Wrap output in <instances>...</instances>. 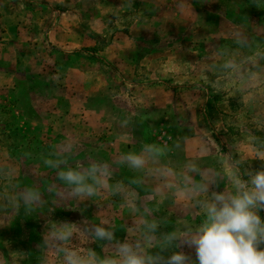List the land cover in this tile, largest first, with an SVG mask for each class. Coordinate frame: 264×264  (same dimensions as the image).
I'll return each mask as SVG.
<instances>
[{
    "label": "rangeland",
    "instance_id": "1",
    "mask_svg": "<svg viewBox=\"0 0 264 264\" xmlns=\"http://www.w3.org/2000/svg\"><path fill=\"white\" fill-rule=\"evenodd\" d=\"M180 2L0 0V165L15 169L11 184L0 180V194L11 192L14 186H36L46 201L31 216L19 209L0 215V259L8 264H40L42 253L35 245L41 241L45 220L80 223L86 219V224H100L108 219L117 239L136 235L127 233V227L139 214L133 217L125 200L109 190L97 197L64 200H56L47 191L59 181L41 156L66 142H72L75 149L70 167L106 161L115 168L110 184H128L140 174L119 170L117 157L105 151L108 143L102 130L91 129L90 141V127L83 124L70 140L50 134L47 124L48 137L42 139L36 125L30 129L23 113L16 112L18 103L26 101L28 89L53 86L50 96L43 90L36 92V104L47 101L48 105L82 108L83 97L89 95L90 106L111 103L119 110L120 122L130 121L124 128L133 123L137 136L156 137L158 145L167 146L173 156L180 155V150L194 152L200 142L199 148L205 149L200 153L206 157L191 162L217 180L219 187L213 190L230 187L227 180L241 158L245 161L241 169L264 165L256 159L257 152L264 151V85L242 92L226 74L202 71L213 59L255 58L264 51V9L251 0H182V10L177 6ZM237 32L248 38L251 48L234 43ZM72 91L78 94L71 101ZM29 130L34 133L28 134ZM183 138L195 142L184 145L180 143ZM178 142L182 149L175 147ZM193 179L200 177L193 174ZM153 185L150 178L146 180L145 187ZM129 191L147 204L148 218L160 222L157 236L174 229L175 221L168 220L165 208L153 204L143 188L132 185ZM259 214L264 219V210ZM73 246H89L102 254L100 244L86 235ZM152 250L158 251V245ZM193 250L187 253L192 256ZM9 252H15L11 260Z\"/></svg>",
    "mask_w": 264,
    "mask_h": 264
},
{
    "label": "clouds",
    "instance_id": "2",
    "mask_svg": "<svg viewBox=\"0 0 264 264\" xmlns=\"http://www.w3.org/2000/svg\"><path fill=\"white\" fill-rule=\"evenodd\" d=\"M251 2L264 9V0ZM177 6L181 10L184 8L182 0ZM234 43L240 48L252 47L240 32L234 34ZM216 55L224 57L226 54L218 52ZM262 61L264 51L255 58L213 59L202 71L207 73L215 69L217 73L226 74L238 82L242 92H247L264 85ZM216 82L220 84V81ZM127 123L130 121L126 119L122 126ZM260 127L258 124V130ZM261 144L264 147V142ZM168 151L167 146L143 143L139 151L120 154L116 165L126 166L140 175L131 178L128 184L120 181L110 184L113 167L108 162L93 160L85 167L73 168L69 166V159L75 152L73 143L52 146L41 160L45 167L56 171L59 184L47 188L56 200L92 198L109 190L125 200L133 217L139 216L127 227V233L135 232L136 235L131 238L127 235L123 241L117 239L116 229L108 219L101 220L100 224H86V219L80 223L45 220L41 241L35 245L42 253L40 264H264V219L259 214L264 210V165L259 169H241L239 166L245 163L241 158L227 180L230 187L219 191L213 190L219 187L217 180L208 178L205 170L194 162L186 163L182 173L164 165L162 160ZM256 159L264 161V151H258ZM193 174L200 179L194 180ZM14 175L13 167L0 165V180L11 184ZM149 178L154 182L151 193L158 194L162 188H169L173 197H185L201 214L199 221L157 236L160 222L149 219L151 210L147 204L138 200L135 192L129 191L135 185L147 193L149 189L145 184ZM45 203L38 187L14 186L11 192L0 194V215L19 209L24 216H31ZM82 235L99 243L102 254L89 246H73ZM157 245L159 250L154 252L152 249ZM173 248L181 250L172 251L168 256L162 254ZM184 248L194 249L195 259L183 251ZM12 254L15 252H9L8 260ZM0 264H8V261L0 259Z\"/></svg>",
    "mask_w": 264,
    "mask_h": 264
},
{
    "label": "crops",
    "instance_id": "3",
    "mask_svg": "<svg viewBox=\"0 0 264 264\" xmlns=\"http://www.w3.org/2000/svg\"><path fill=\"white\" fill-rule=\"evenodd\" d=\"M54 87L56 88L58 86ZM52 88L53 86H39L36 89H28V96L24 102L25 104L18 103L16 107V112L23 113V119L29 123L30 129H33V126L36 125V128L39 129L40 134L42 135V139L48 137L47 132L45 133V127L47 124H49L47 126V131L50 132V134H56L58 136L63 135L64 138H69L70 140L73 139L75 134H77L75 132L78 128L81 129L80 127L84 124L87 127H90V141H92L94 137L91 135V129L93 132H98L100 130H102V132L104 131L103 139L108 143L105 151L109 153V157L114 156L118 158V156L122 153L139 151L143 143H159L156 137H153L152 135L144 137L145 139L137 136L136 133L133 132L134 129H132L133 123L129 128H124V126H122L123 123L117 119L119 110H117L113 104L108 103L103 107L90 106V95L88 97H83L86 103L82 108L78 105L64 106L58 103L50 104V102L48 105L47 101L44 104H36L34 99L36 92L43 90L45 91L43 94L50 96ZM55 90H57V88ZM76 94H78V92H71V101L76 100ZM68 98H70V96H68ZM33 133L34 130L28 131V134ZM167 137L169 136H165L163 138ZM182 141H184V145L190 142H195L192 138L180 139V143ZM197 144L199 147L201 146L200 142H197ZM199 147H195L194 152L190 153H185L180 150L178 151L180 154L178 156H173L172 153L168 151L167 155L163 158L162 163L167 167L172 168L177 173H182L186 163L205 159L206 155H202L200 153L201 148ZM179 149H182V147H179ZM118 167L120 168V171H124V169L129 170L126 166ZM113 170H115L114 167ZM152 187L149 188V192H147L145 196L149 195L151 199L155 201L153 204H157L165 208V214H168L170 217L168 220H171L172 222L175 221L172 226L173 228H182L185 224H195L199 221L201 214L185 197H173L171 195L172 190L169 188H162L158 194H153L150 191ZM179 210H181V213ZM187 250L189 249L184 248L186 253ZM193 254L192 258L195 259V253Z\"/></svg>",
    "mask_w": 264,
    "mask_h": 264
}]
</instances>
